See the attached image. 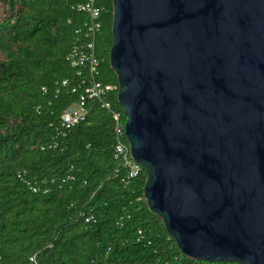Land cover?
<instances>
[{
	"label": "water",
	"instance_id": "water-1",
	"mask_svg": "<svg viewBox=\"0 0 264 264\" xmlns=\"http://www.w3.org/2000/svg\"><path fill=\"white\" fill-rule=\"evenodd\" d=\"M145 201L194 260L264 264V0H111Z\"/></svg>",
	"mask_w": 264,
	"mask_h": 264
},
{
	"label": "trees",
	"instance_id": "trees-1",
	"mask_svg": "<svg viewBox=\"0 0 264 264\" xmlns=\"http://www.w3.org/2000/svg\"><path fill=\"white\" fill-rule=\"evenodd\" d=\"M85 1L0 0V264H237L180 252L145 201L143 167L124 184L113 159L117 92L110 109L86 100V120L60 126L87 75L66 60L89 23L77 9ZM98 6L94 78L117 83L108 61L112 1ZM20 172L47 192H32ZM82 214L95 220L85 223Z\"/></svg>",
	"mask_w": 264,
	"mask_h": 264
},
{
	"label": "built area",
	"instance_id": "built-area-1",
	"mask_svg": "<svg viewBox=\"0 0 264 264\" xmlns=\"http://www.w3.org/2000/svg\"><path fill=\"white\" fill-rule=\"evenodd\" d=\"M98 1L86 0L77 5L79 11H84L89 15V23L85 24V28L81 34L82 39L76 40L72 44L66 60L72 67L77 68L78 75H82L83 71L87 75L83 77L82 83L84 84V88L80 96V101L67 106L60 117V126L65 129L74 127L86 120L89 112V108L84 103L86 100H92L101 107L110 109L111 103L109 98L112 93L118 90V83H103L94 78L98 74L99 66V59L96 57L94 51V39L101 26ZM61 84L66 85L67 80H62ZM42 89L45 91L44 87ZM72 91L74 92L75 89H72ZM112 119L114 121L113 159L120 163L124 169L123 182L127 184L130 179L139 175L142 166L130 156L128 140L125 133L126 115L123 108L113 109ZM18 176L32 192H47L44 184L31 181V179L26 178L21 172L18 173ZM68 179H71V175L69 174L62 181ZM82 215L84 216L85 223H91L95 220L91 214ZM29 259L32 262L35 261L34 256H31ZM176 264L181 263L176 262Z\"/></svg>",
	"mask_w": 264,
	"mask_h": 264
}]
</instances>
